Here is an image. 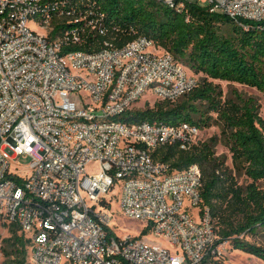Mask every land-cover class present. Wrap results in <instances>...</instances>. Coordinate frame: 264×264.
<instances>
[{
	"label": "built area",
	"instance_id": "built-area-1",
	"mask_svg": "<svg viewBox=\"0 0 264 264\" xmlns=\"http://www.w3.org/2000/svg\"><path fill=\"white\" fill-rule=\"evenodd\" d=\"M157 1L176 12L193 2L264 33V0ZM82 4L0 0V227L15 226L30 240L28 264L223 259L227 243L217 244L210 211L200 209L199 168L172 171L151 157L164 146L188 151L200 129L118 120L147 94L143 104L177 101L197 78L145 38L78 49L84 37L107 32L102 16L89 12L87 20ZM113 205L166 247L117 235Z\"/></svg>",
	"mask_w": 264,
	"mask_h": 264
},
{
	"label": "trees",
	"instance_id": "trees-1",
	"mask_svg": "<svg viewBox=\"0 0 264 264\" xmlns=\"http://www.w3.org/2000/svg\"><path fill=\"white\" fill-rule=\"evenodd\" d=\"M87 16H102L105 36L84 37L80 50L99 51L107 42L121 47L137 38L151 41L161 51L193 75L204 79L197 88L180 98L179 103L159 102L153 108L131 110L118 120L129 125L163 122L168 125L188 123L200 131L216 125L219 139L198 141L188 151L164 146L151 152L155 162L172 171L197 166L201 173L200 209L210 211L217 244L228 243L264 262V248L244 241V237H264V120L253 98L234 93L224 98L219 86L209 82L238 84L264 92V33L245 31L227 17L211 14L196 3L186 4L176 12L157 0H74ZM93 16H88L91 20ZM252 27V26H251ZM213 114L215 117H213ZM231 155L233 167L250 183L238 187L223 163L215 156L218 142ZM145 228L142 235H148ZM10 237L3 240L10 249V264H28L30 240L9 227ZM243 236V238H239ZM28 250V256H27ZM223 259L206 258L201 264H224Z\"/></svg>",
	"mask_w": 264,
	"mask_h": 264
},
{
	"label": "rangeland",
	"instance_id": "rangeland-1",
	"mask_svg": "<svg viewBox=\"0 0 264 264\" xmlns=\"http://www.w3.org/2000/svg\"><path fill=\"white\" fill-rule=\"evenodd\" d=\"M34 22H31L28 24V27L31 30L36 31L39 34H45V30L40 29L38 26L33 24ZM54 27V25H53ZM197 78L198 84L200 85L204 77L202 75H194ZM212 84L219 86L222 94L223 99L234 98V93H237L241 95L242 97H248L253 98L257 103L259 104L260 110L259 115L264 118V92L260 93L257 92L254 89H249L247 87L238 85V84H229L226 82H220V81H212L209 80ZM72 98V97H71ZM149 98V94L145 95L141 102L137 103L132 110H144L147 108H153L155 104H158L159 102L155 99H150V101L143 104L144 101H146ZM73 100V99H72ZM181 100L178 99L175 101V103H179ZM213 117H215L213 114H211ZM261 117V118H262ZM213 137H217L219 139L220 137V131L218 127L214 124L211 126L204 128L201 130V133L198 137V140L203 143L208 140H210ZM215 156L219 158V160L223 163L224 169L227 170L229 174H231V177L234 180V183L240 187L244 188L247 186L250 181L244 176L243 174L239 173L232 165L231 161V155L229 154L228 150L223 146V143L221 141L218 142L214 149ZM27 163V162H25ZM96 170V167L89 166L87 168V171H94ZM119 194V187H116L111 192L110 196H118ZM112 210L114 212L113 214V222L115 223L116 227L114 228V232L119 236H125V235H138L141 238H147L149 240H152L150 236L148 235H142V232L144 229H142V224H140L137 221L123 218L118 213V207L117 205H113ZM215 224V221H213V225ZM10 237L9 234V228H2L0 227V264H10L13 261V257L6 256V254H9L10 249L7 248L3 240ZM239 238H243V236H240ZM244 241L262 247L264 248V237L263 236H246L244 237ZM153 243L160 244L163 247H166V244L164 242H161L160 240H152ZM223 263L224 264H264L263 261L248 255L242 251L234 250L230 244L227 243L225 246V250L223 251ZM27 256H28V250H27ZM27 264V260H26Z\"/></svg>",
	"mask_w": 264,
	"mask_h": 264
},
{
	"label": "crops",
	"instance_id": "crops-1",
	"mask_svg": "<svg viewBox=\"0 0 264 264\" xmlns=\"http://www.w3.org/2000/svg\"><path fill=\"white\" fill-rule=\"evenodd\" d=\"M260 117H262V116H260ZM262 119L264 120V118L262 117Z\"/></svg>",
	"mask_w": 264,
	"mask_h": 264
}]
</instances>
